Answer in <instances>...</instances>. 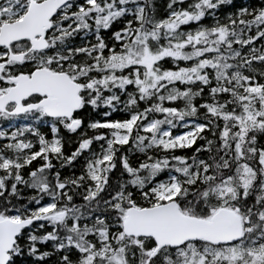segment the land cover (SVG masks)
<instances>
[{
    "label": "snow or ice",
    "instance_id": "1",
    "mask_svg": "<svg viewBox=\"0 0 264 264\" xmlns=\"http://www.w3.org/2000/svg\"><path fill=\"white\" fill-rule=\"evenodd\" d=\"M157 7L0 0V264H264V0Z\"/></svg>",
    "mask_w": 264,
    "mask_h": 264
},
{
    "label": "trees",
    "instance_id": "2",
    "mask_svg": "<svg viewBox=\"0 0 264 264\" xmlns=\"http://www.w3.org/2000/svg\"><path fill=\"white\" fill-rule=\"evenodd\" d=\"M166 3L167 0H157V4H158L157 11L161 16L166 14ZM236 3L237 5L246 4V3H255L259 5L260 0H236ZM205 23H210V21L206 20ZM69 147L72 148L74 147V145H70Z\"/></svg>",
    "mask_w": 264,
    "mask_h": 264
}]
</instances>
